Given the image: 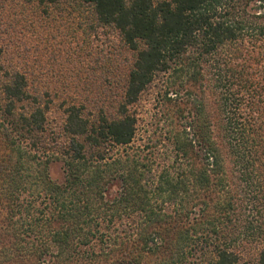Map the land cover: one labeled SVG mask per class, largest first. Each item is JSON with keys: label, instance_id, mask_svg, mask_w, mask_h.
Returning <instances> with one entry per match:
<instances>
[{"label": "trees", "instance_id": "obj_1", "mask_svg": "<svg viewBox=\"0 0 264 264\" xmlns=\"http://www.w3.org/2000/svg\"><path fill=\"white\" fill-rule=\"evenodd\" d=\"M80 2L133 56L112 111L50 120L0 44V264H264V0Z\"/></svg>", "mask_w": 264, "mask_h": 264}, {"label": "rangeland", "instance_id": "obj_2", "mask_svg": "<svg viewBox=\"0 0 264 264\" xmlns=\"http://www.w3.org/2000/svg\"><path fill=\"white\" fill-rule=\"evenodd\" d=\"M1 43L9 48L2 58H8L28 74L31 90L47 93L44 97L50 101V120L62 119L61 110L69 103L83 105L91 113L101 107L112 111L127 75V61L133 56L118 32L97 24L92 9L80 0L50 4L39 0H0ZM262 74L256 76L260 86L255 106L264 119ZM158 82L142 93L132 107L138 117L139 138L145 137L150 126ZM49 172L53 180L62 181L60 162L51 163Z\"/></svg>", "mask_w": 264, "mask_h": 264}]
</instances>
